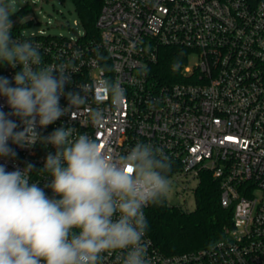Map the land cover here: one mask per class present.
Masks as SVG:
<instances>
[{
	"label": "built area",
	"instance_id": "obj_1",
	"mask_svg": "<svg viewBox=\"0 0 264 264\" xmlns=\"http://www.w3.org/2000/svg\"><path fill=\"white\" fill-rule=\"evenodd\" d=\"M29 11L25 5L10 17L13 38L39 45L44 64L63 63L72 72L59 101L68 110L47 127L37 123L41 139L73 127L74 135L87 133L116 154L151 144L171 164L170 183L177 176L198 183L204 171L219 181L220 205L232 209L223 238L165 254L146 231L150 264H264V0H103L91 39L25 36L31 19L21 20ZM165 47L185 52L172 81H159L154 73ZM190 57L196 58L192 65ZM19 70L0 65V77L15 86ZM105 83L123 90L119 107ZM70 92L86 98L78 109L69 105ZM0 111L17 123L15 131L22 130L3 96ZM93 111L103 113L98 126ZM8 144L15 156L0 157V165L11 172L31 164L32 182L51 197L45 185L52 177L41 169L55 147L40 140L31 147ZM117 254L104 253L102 264H117Z\"/></svg>",
	"mask_w": 264,
	"mask_h": 264
},
{
	"label": "clouds",
	"instance_id": "obj_2",
	"mask_svg": "<svg viewBox=\"0 0 264 264\" xmlns=\"http://www.w3.org/2000/svg\"><path fill=\"white\" fill-rule=\"evenodd\" d=\"M13 14L6 0H0V65L20 69L15 86L0 77V96L23 128L15 131L17 123L0 111V157L15 156L9 140L21 147L40 140L56 151L41 169L52 177L45 185L51 197L32 182L31 164L11 172L0 165V264H102L103 254L112 252L118 253L117 264H150L143 209L169 191L168 158L162 149L144 143L116 154L87 133L74 135L73 127L57 128L41 139L37 123L47 127L68 110L59 101L72 72L63 63L44 64L39 45L13 38ZM104 87L119 107L123 90L107 83ZM67 99L78 109L86 98L70 92ZM91 120L100 125L103 113L93 111Z\"/></svg>",
	"mask_w": 264,
	"mask_h": 264
},
{
	"label": "trees",
	"instance_id": "obj_3",
	"mask_svg": "<svg viewBox=\"0 0 264 264\" xmlns=\"http://www.w3.org/2000/svg\"><path fill=\"white\" fill-rule=\"evenodd\" d=\"M83 38L97 37L96 19L103 0H71ZM185 62V52L165 47L159 53L155 65V77L159 81H172ZM178 65V67H177ZM219 181L211 173L199 174L194 190L195 208L185 211L167 203L163 197L159 203L149 204L145 217L147 233L154 245L165 254H180L213 244L224 236L225 228L231 225L232 209L224 208L219 201Z\"/></svg>",
	"mask_w": 264,
	"mask_h": 264
},
{
	"label": "rangeland",
	"instance_id": "obj_4",
	"mask_svg": "<svg viewBox=\"0 0 264 264\" xmlns=\"http://www.w3.org/2000/svg\"><path fill=\"white\" fill-rule=\"evenodd\" d=\"M7 4L12 13L18 12L25 5L30 6L31 11L25 13L21 20L31 19L30 24L23 31L25 36L50 34L76 39L83 35V29L71 0H7ZM195 62V57L189 58L190 65ZM196 186V179L174 177L165 195L167 203L192 211L195 208L193 190Z\"/></svg>",
	"mask_w": 264,
	"mask_h": 264
}]
</instances>
